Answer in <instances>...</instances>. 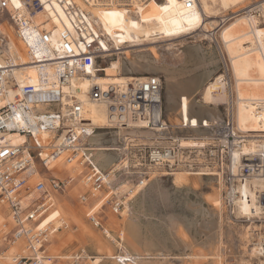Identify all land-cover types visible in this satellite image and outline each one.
I'll list each match as a JSON object with an SVG mask.
<instances>
[{"label": "built area", "instance_id": "2783aa9c", "mask_svg": "<svg viewBox=\"0 0 264 264\" xmlns=\"http://www.w3.org/2000/svg\"><path fill=\"white\" fill-rule=\"evenodd\" d=\"M8 1L0 0V11H5L14 35L25 44L26 56H30L26 65L37 70L35 83L18 85L13 70L25 64H17L9 57L7 38L0 34V56L3 57L0 61V201L6 205L13 223L7 232L11 241L22 240L25 249H19L20 255L18 252L13 254L10 264H53L46 248L54 231L38 230L36 225L53 205L52 194L65 191L72 178L40 177L37 166L48 170L46 160L60 154L64 155L65 163L80 165L89 180L88 192L77 196L81 203L87 202L88 193L95 196L106 188V179L108 181L110 177H114L112 189L117 180L128 176L131 177L128 180L131 188L145 184L152 175L172 176L180 171L190 176L211 178L220 191V206L226 218L236 226H245L249 246L257 248L264 257V187L259 183L264 180V131L249 132L237 126L234 91L226 89L227 99L222 104L223 123L198 118L190 128L183 119L181 123L178 118L175 122L165 116L163 83L157 74L110 84L100 91L97 85L89 86L90 98L102 100L106 105L107 124L101 128L127 131L136 127L153 134L149 138L128 141L122 134L117 143L119 166L113 171L111 168L96 170L93 163L95 149L89 142L99 128L86 120L83 103L69 86L74 78L100 75V66L106 64V59L116 56L117 49L113 48L108 36L98 31L95 22L87 19L88 12L75 2L57 0L73 17L74 33L62 34L60 40H52V32L39 30L31 18L42 8L40 0H21V6L10 8ZM81 1L93 6L122 4L127 7L132 2ZM254 13L261 20L259 12ZM221 55L219 53L221 73L230 83V72ZM44 69L51 71L53 81L43 79ZM10 87L18 88L19 97L15 101L3 98ZM259 105L254 104L256 115L263 107ZM43 133L47 134L46 144L40 142ZM16 137L22 139L17 141ZM187 140L195 144H185ZM251 142L254 144L250 145ZM45 150L48 155L44 160L42 153ZM122 159H125L124 163ZM32 173L40 179L31 180ZM123 199L113 192L104 200V205L120 215ZM243 205L248 209L242 212ZM87 219L105 234L100 214L92 213ZM120 256L116 258L120 264L133 262L129 254ZM69 264H86L82 252L75 254Z\"/></svg>", "mask_w": 264, "mask_h": 264}, {"label": "bare ground", "instance_id": "6f19581e", "mask_svg": "<svg viewBox=\"0 0 264 264\" xmlns=\"http://www.w3.org/2000/svg\"><path fill=\"white\" fill-rule=\"evenodd\" d=\"M245 1L246 0H191L192 5L197 7L201 11V13L206 17L213 14L212 13L213 6H215V5H218L219 9H222V11L231 10V13H232V14H230L231 16L229 15L227 17L225 16V14L220 15L218 17L219 21L213 19L212 21H206L201 26L202 36H204V38L208 39L211 42H215L216 44H218V42L215 38V31L217 30V29L215 30V28L218 25L221 26L218 29H219V39L223 45V49L221 48V46H220V48L222 50L219 49L218 45H217V47L220 50L219 53H221L222 54L221 56H223L225 59L223 61H226L227 67H228L229 72H230L231 82L229 83L228 81H226L224 74H222L221 72L218 73L213 79H211L210 81H208L205 84V86L202 89L200 99H201L202 103L208 107L210 104H214L216 99L219 100L223 97V99L226 101V99H227V90L226 89L228 88V89L233 90L235 93V96H236L235 97V112L234 113H235L237 126L241 130H245V131H249V132H263L264 131V25L260 26V24H262V23L264 24V0H260V1H257L255 3H251L249 5L244 4ZM40 2L42 4V8L40 10H38L31 17L33 24L35 26H37V28L39 26V28H38L39 30H41V28H42V29H45L47 31H51L52 32V36H51L52 40H57V39L60 40L62 34H66V33L73 34L74 33V28H73L74 25L72 22V21H74V19L72 16H70L66 13L63 5L58 3L57 0H40ZM69 2L70 3L75 2L80 9L87 11L89 14V17L87 19L93 20L96 24L95 26L97 27L98 31L101 32L102 34L108 36L109 40L111 41L113 48L117 49L116 56L120 55V54L123 56V57L118 56L117 63H115L117 66V73L116 74H113V75L100 74V75H94L93 76L94 73H92L93 77H80V78L72 79L70 86H69V89L72 92H75L77 94L78 98L82 101L84 111H85L84 116H85L86 120H90L93 126L101 128L102 126L107 124L106 123L107 122L106 105L104 102H102V100L90 98L89 94L87 93L89 86L97 85V88L100 91V90H105L107 88V86L110 84H116V83L121 84L125 81L132 80L135 77H140V78L145 77L146 74L145 75L140 74V73L136 74V72H140V71L145 70V69L147 70V69H150L151 67H156V65L153 64L155 61L153 62L151 60V57L153 56V57L157 58L158 53L154 49H151L147 53H144V54L142 53V54L130 55L131 51L132 50H134V51L139 50V48L143 46V43H144L143 41H145V42L150 41V43H154L156 40L154 35L161 32L162 30L167 29V30L173 31L175 33H178L179 31L185 30V29L181 28L182 27L181 25L184 24L185 21L169 22L166 24L163 23L162 18L167 19L170 17V13H171L170 5L172 2L171 0H147L144 2L143 1L141 2L139 0H132L131 6H129V7L124 6L122 4L120 6H118L117 4H111L109 6H98V5L93 6L92 3H90L88 5V4H85L84 2H82L81 0H69ZM154 3H159V5L161 6L160 7L161 8V10H160L161 16L160 17H157L156 13L153 10ZM21 4H22L21 0H10L7 2L8 8H10L12 6L19 7V6H21ZM254 4H257V5L253 6ZM256 11L259 12V17L261 18V20H259L257 15H255L254 12H256ZM219 14H221V13H219ZM212 16H215V15H212ZM208 18H210V17H208ZM0 34L3 35L5 38H7V45L9 47V51H10L8 53L9 57L14 58L16 60L17 64H25L24 66H20V67L13 70V76H14L16 82H18V85L35 83L36 82V76H37V70L31 65H26V64H29L30 56H28L29 58L26 56V48L24 46L25 44L22 43L21 40H19L14 35L12 25L10 24V25L5 26L3 23H0ZM139 36H142V37L145 36L146 39H142V38L138 39ZM121 39L124 40L123 45L120 44ZM170 43L171 42H167V44H170ZM31 47H33V46H31ZM2 58L3 57L0 56L1 62H2ZM124 61L128 62V65H129L130 69L133 70L132 71L133 73H122L121 72V69H122L121 66L123 65L122 63ZM90 71L92 72V67H90ZM41 75L44 76L43 79L45 81H53L54 80L53 74L51 73V71L49 69H44L42 71ZM169 79H171V78H169ZM169 79H168V81H166V84H167L166 87H167V90L169 93L167 95H169L170 96L169 99H171V98H173V95L176 93V91H179L178 90L179 88H177V86L174 85V83H178V82L175 81L174 83H172V80H169ZM173 81H174V79H173ZM182 92H180V93H182ZM187 93H188V91H187ZM220 95H222V97L218 99V97H220ZM18 97H19V91H18L17 87L16 88H14V87L8 88L6 90V93H4V95H3V98H7L8 101H15L18 99ZM187 103H189V102H187ZM220 103L222 104L224 102H220ZM255 103L260 104L259 106H261V105L263 106L261 113H259L258 115H256L254 112V108H255L254 104ZM176 106H178V105H176ZM182 110L185 112V114H187L186 113L187 109H186L185 105L182 106L179 113H182L183 112ZM189 111H190V109H189ZM205 111H207V112L209 111L208 113H209L210 119L212 121L217 122L218 120L221 119L219 117V115L216 113V108L210 107L208 110H205ZM175 113H177V112H175ZM208 113H206V114H208ZM194 124H196V123L194 122ZM122 134L127 136L124 139L125 141H128L129 139H132V138H139V139H142L144 137L149 138V136L153 135L148 131L139 130L136 127H132L130 129H128L127 131H125L124 129L123 130H120V129L114 130L113 136L114 135L117 136V139H118V137L120 138V136ZM46 135H47L46 133H43V135H41V137H40V139H41L40 142L43 144H46V141H47ZM155 135H158V134H155ZM21 139H22V137L17 138V141L21 140ZM184 143L190 144V145L195 144V142H193L192 140L184 141ZM249 144L251 145L254 143L251 142ZM94 147L97 150L96 160H102L103 162L107 161L106 165L112 163V160L109 159L110 156L107 154V152L118 150L117 144L116 145L115 144L114 145L113 144H95ZM47 155H48V151L45 150V152L42 153V158L45 160ZM63 158H64V155L60 154L59 156H57L56 158H54L52 160H46V164L48 166L47 167L48 171H50V172L58 171V170H55V167H52V165L60 162L63 164V165L61 164L62 166L60 167L61 171L69 172L68 174H70V176H73L72 178L74 179V177L76 175L74 174L75 168H74L73 164H75V163H65L63 161ZM122 161L124 163L125 159H122ZM66 165H68V166H66ZM75 165H76V168L80 166L77 164H75ZM118 166H119V163L115 162V163H112L109 168H111V170L113 171V169L117 168ZM57 168H59V167L57 166ZM77 171L78 172L76 174H79L80 172L83 171V169L81 168V169H78ZM172 176H173V184L175 185V187H181V186L189 185L188 184L189 183V177H188L187 173L180 171V172L174 173ZM40 177H41V175H40ZM38 178L39 177L35 173L31 174V180L36 181V180H38ZM58 178L62 179L63 177H58ZM112 180H114V177L108 178V181L106 179L107 187L104 188L99 193L95 194L94 197H92V196L90 197V195H91L90 193L87 194V196H89V197H88L87 202H85V204H91L92 203L94 205V208L90 211L88 216L92 213L99 215L101 212H104L106 210V207L104 209V206H105L104 200L106 198H108L111 193L115 192V194L117 196H123L124 197L123 209L121 210L120 215H117L118 217H120L123 214L124 208H127L128 199L133 197L132 196L133 194L137 193L139 190H141V188L144 185H146V183L145 184L141 183V184L137 185V187L134 190L129 192L130 189L128 191H127V189L124 190L128 186L126 184L127 186L124 187V189H123L124 191L123 190L119 191V188L121 187V185H123L122 182L124 179L117 180L115 182V188L114 189H112V184H111ZM259 183L262 187H264V180L259 181ZM186 187H188V186H186ZM214 188L216 189L217 194L215 193L214 190L210 193H205V195H203V200L207 205H209V207H211V212L213 211L214 214L217 215V217H218L217 227L219 228L218 231L220 233L219 234L220 236H219V239L217 238L218 235L212 236L213 235L212 233H214V231H212L211 235H208L209 237L207 236L209 239L205 238L204 243H206L205 245H207V247L209 248L208 249L209 252L207 254H203V258L209 259V261L211 260L210 264H225L224 262L227 259L225 256L227 253L223 254V255H225L224 257H221V256H219L221 253L218 254L217 252H215V250L218 249L217 251H221L222 245L225 246V248L227 247V249H228L229 246H233V245L235 246V244H236L237 248L239 249L238 254L240 255L238 258V260H239L238 264H264V257L261 256V252L257 248L249 246L248 230L245 228V226L240 225V226H242V231L237 232L234 228H230L228 226V224H226L228 222H226L223 218V216H226V215H223L224 213H223V210L220 206V191L217 187L214 186ZM127 192H129L130 194L128 195L129 197L126 199L125 195L127 194ZM99 197H102V199H99ZM52 203H53V201H52ZM0 206H2V201H0ZM54 206H56V205H50L49 210H48V214H47L48 217L53 219V221L51 223L49 221L48 224L49 223L50 224L49 225L47 224L48 227L46 226V228L52 229L54 231L53 234H55V232H57V230L60 227L67 228V224H65L63 218L60 216L59 209L53 208ZM3 207H5V209L7 211L6 205H3ZM247 209L248 208L245 205H243L241 207L242 212L247 210ZM107 210H108V208H107ZM7 214H8V211H7ZM112 214H114V213H112ZM113 217H115V216H113ZM8 219H9L10 223L13 225L12 221L10 220L9 215H8ZM115 219H113V220L116 221L115 225H116V228H118V230H119L117 233V236H118L117 237V239H118L117 243H118V246L120 249V254L115 255V257H114L115 259H113L114 261L113 262L110 261L108 263L106 260H104L108 256L107 257L102 256L103 253H101L100 251H96L97 255H95V256L90 257L87 255L89 258V262L91 264H101V263L102 264H120L117 262L116 258L117 257L120 258L121 254H124V255L129 254L132 257L133 262L132 263L124 262L123 264H138V263L149 264L148 261L145 260L144 255H141V253L135 254L134 252H130V249L129 248L127 249V247H125L126 243L124 240V236H126L130 232V230L128 233L126 230V233H127L126 234L124 231L125 229H122V225L120 224L121 221H118L119 219L117 217H115ZM6 221L7 220L4 218L2 213H0V232L2 229L5 228V226H6L5 222ZM40 222H39V224L36 225V229H38V230L43 228V224L41 225ZM173 224H174V222H173ZM128 225H129V229H130V226H132V227L135 226L133 224L132 220L130 222H128ZM214 226H216V225H214ZM126 227H127V224H126ZM172 227H174V225ZM134 228H132L131 230H133ZM214 228H216V227H214ZM126 229H128V228H126ZM84 230H86V229L84 228ZM171 230L173 231L174 229H171ZM133 231H135V230H133ZM89 233H90V230H89ZM60 234H62V233H60ZM92 234H94V233L92 232ZM109 234L110 233H108L107 236ZM134 234H135V232H134ZM59 235H55L57 239L59 238ZM77 235L79 236V233ZM85 235H86V233H85ZM87 235H86V237H87ZM128 235H130V234H128ZM223 235H224V237H223ZM80 236H81V234H80ZM82 236L84 237V232H83ZM225 236L227 237L226 239H225ZM83 237H81V238H83ZM111 238H113V237H111ZM130 238H131V236H130ZM75 239H76V237H75ZM77 239H79V238H77ZM89 239L92 240V244H94V239H92V237H90ZM97 239L95 241H97ZM86 240H88V238ZM113 240H115V239L113 238ZM134 240H135V238H134ZM16 241L17 240L12 241L11 244H15ZM222 241H225V243L224 242L222 243ZM70 243H71V241L69 242V244ZM73 243H74V241H73ZM134 243H135V241H134ZM188 243H189V241H188ZM96 244H98V243H96ZM96 244H94V245H96ZM216 244L219 246H217ZM57 248H59V247H57ZM92 248H93V246H92ZM147 248L148 247H145V250H147ZM95 249H98V248H95ZM137 249L138 248H136V250ZM199 250H200V248H198V251ZM203 250H204V248H203ZM15 251H16V246H14V245H11L10 249H8L9 253L15 252ZM137 251H139V250H137ZM8 255L10 256V254H8ZM65 256L66 255H62V256L56 255V258L61 259V258H64ZM7 258H8V256H7ZM7 258H5V259H7ZM11 258L7 262V264L11 263ZM67 258H69V257H67ZM135 258H137V261H135ZM166 258L167 257L162 258V264H171L167 261ZM195 259H197V258H195ZM188 262H191V260L190 261L188 260ZM158 263L160 264L159 261H158ZM86 264H89V263H86Z\"/></svg>", "mask_w": 264, "mask_h": 264}, {"label": "rangeland", "instance_id": "374dc122", "mask_svg": "<svg viewBox=\"0 0 264 264\" xmlns=\"http://www.w3.org/2000/svg\"><path fill=\"white\" fill-rule=\"evenodd\" d=\"M171 1L172 2L170 5V10H171L170 17L167 19L162 18V21L164 24L169 23V22L185 21L184 24L181 25L182 26L181 28L185 30L179 31L178 33H175L167 29L162 30L161 32L154 35V37L156 38L154 43H150V41H146V42L143 41L144 42L143 46L140 47L139 50H135V51L132 50L130 55H134V54L136 55V54H142V53L144 54V53H147L151 49H154L158 53L157 58L153 56H152L153 58L151 57V60L153 62L154 61L156 62V63L155 62L153 63L154 65H156V67H151L150 69H147V70L145 69L140 72H136V74L140 73L143 75L145 74L159 75L162 78V83H163L162 96H163V110H164L165 116H167L171 120H174L175 122H177V120L179 119L181 120V123H182V119H183L185 123L187 122L186 124L190 126V128H193V126L195 125L194 122L196 123V120L198 118L201 119L205 117L206 118L210 117L208 113L209 111L208 112L205 111V110H208L210 107L216 108V113L221 118L222 113H223V105H222L223 103L222 104H219V103L225 102L222 95H220L218 99L222 97L221 99L219 100L216 99L214 104H210L207 107L205 104L202 103L200 99L201 92L205 84L222 71L217 45L219 49L221 48L223 49V45L219 39V29H218L221 26L218 25L215 28V30L217 29L215 31V38L218 44H216L215 42H211L208 39L204 38V36H202L201 26L206 21H212L213 19L219 21L218 17L220 15L225 14V16L227 17L232 13H231V10L222 11V9H219L218 5H215L213 6V11H212L213 13L212 15H215V16L210 15L206 17L201 13V11L197 7L192 5L191 0H171ZM257 1H260V0H246L245 1L246 3L244 2V4L249 5ZM160 7L161 6L159 5V3H154L153 5V10L156 13L157 17L161 16ZM6 20H7V17H6L5 11H0V23H3L5 26L9 25V24H6L7 23ZM262 25L264 24L263 23L260 24V26ZM139 38L146 39L145 36L144 37L139 36L138 39ZM167 42H171V43L167 44ZM123 43H124V40L121 39L120 44L123 45ZM118 56L123 57L120 54L117 56L114 55L110 59H106V64H103L102 66H100L101 71H102L101 74L113 75L117 73V66L115 63H117ZM122 64H123L121 66L122 73H133L132 72L133 70L130 69L127 61H124ZM168 79L172 80V83H174L175 81L178 82V83H174V85H176L177 88H179L178 89L179 91H176V93L173 95V98L171 99H169L170 96L167 95L169 94L167 87H166L167 86L166 81H168ZM180 92H182L183 94ZM184 105L187 109L186 113L188 115L185 114L183 110H182L183 111L182 113H179L180 109ZM189 112L190 113L192 112V113L190 114ZM190 119H191V123H189ZM113 134L114 132L110 134L109 133L106 134L107 142L103 144H113V145L115 144L116 145L120 140L117 139V136L114 135L115 136L114 137ZM110 152H116V151H110ZM59 163L52 165V167H55V170H60V172L63 174H66V173L68 174L69 172L67 171L65 172L61 171L60 167L63 164L62 163L59 164ZM57 166L59 168H57ZM73 166L75 168L74 174L77 175L76 174L78 172L77 170L81 169V167L79 166L77 167L78 168L77 169L75 164H73ZM39 172L44 173L46 175L51 174L50 171L45 170L43 168H41ZM61 173L60 175H62ZM159 176L161 175H152L149 178V180H147L146 185H144L141 188V190H139L137 193L133 194L132 195L133 197L128 199L127 201L128 209L124 208L123 214L120 217H118L116 214L115 215L112 214L110 212L109 206H106V205L104 206V209L106 207V210L103 213L102 212L100 213L101 217H103V214L105 215L102 221L103 226L105 228V234H103L100 229L95 230V228L92 227V225L87 219V216L90 213V211L94 208V205L81 203L77 200V196L79 193H85L89 189V182H88L89 180H87L88 178H86V176H84L83 173L78 175L76 179L72 181L71 185L63 192L66 197L64 198L65 202L64 200H61L57 206L53 207V208L59 209L60 216L63 218L65 224H67V228L62 227L64 230L60 228L58 232H55V234L51 235V240L53 242L52 245L54 246L52 248L51 246L48 247L47 248L48 252L55 257L56 255L62 256L63 254H60L61 251L57 252L56 248L59 247L57 249H62L65 246L69 245L70 241L71 243H73L74 241V243L77 242V244L75 246H69L67 247V249H70V248L72 249V247L73 249L81 247L85 249V252L88 255H93V256L97 255V252L95 254V250L100 251L101 253L106 251L107 254L115 257V255L120 254L118 252L120 249L117 243L118 241L117 233L119 230L118 228H116V225H115L116 221L113 220L115 219V217L119 219L118 221H121L120 224L122 225V229H125L124 230L125 233H126V230H127V233L129 232V230L126 229L128 228L129 225H127L126 227V224L129 220L132 219L135 226L133 227L130 226V229L135 227L133 229L135 231L130 230L131 233L129 232V234H131V238L133 237V240L135 238L134 240L135 243L137 245L139 244L138 246L141 247L142 249H145V247H148L149 249H152V248L153 249H160V248L167 249L168 254H165V255L169 258V260H172V263L174 264H181L182 263L181 261L185 256L182 254H176L177 249L180 248V243H181V238L179 236L185 235L186 238H188L190 236L192 237L193 235L197 237H199L200 235L202 236L201 242H203L202 240L207 235L209 234L211 235L212 231H214V233H212L213 234L212 236L218 235L217 238L219 239L220 233L218 231L219 228L217 227L218 217L217 215L214 214L213 211L211 212V207H209V205H207L203 200V195H205V193H210L214 190L215 193L217 194V191L214 188L215 183L213 182V180L211 178L199 179L200 180L199 187L196 188V190L194 191L190 189L189 186L182 187L179 189L175 188L171 184L170 179L163 178L162 183H161L162 184L161 190H163V192L161 195H158L156 193L157 191L155 189V185L153 184V181H154V178H157ZM122 179H124L122 182V184H124V187H126L127 185L128 186L125 189L124 187L121 188L120 191H122L123 189L124 190L130 189L132 184H130L128 180L131 179V177L129 176L126 178L123 177ZM136 187L137 185L136 186L134 185L133 188L129 190V192L134 190ZM129 192H127V194L125 195L126 199L129 197L128 196L130 194ZM130 200H132L131 203H130ZM54 204L55 203L53 201V205ZM3 212L4 211L1 208L0 213H2V215L4 216L5 214H3ZM46 217L47 219L48 218L49 219L48 220L46 219L45 221L43 220V222H42V219L40 220L41 221L40 224L41 225L43 224V228H46V226L48 227V225L53 221V219L48 217V215ZM223 218L226 222H228L226 224H228L230 228H234L237 232L242 231V226L234 225L226 218V216H223ZM49 221L50 223L48 224ZM110 222H113V223H110ZM5 224H6V227L8 228L9 225L7 224L9 223L6 221ZM111 224L113 225V227L111 226ZM173 225L174 227H172ZM84 228L86 230H84ZM75 229L77 230L75 231ZM171 229H174L173 230L174 232ZM62 230L63 232L68 231V233H74V235L67 234L68 236L63 238L64 234H60ZM89 230H90V233H89ZM83 232H84V237L82 236ZM92 232L94 234H92ZM75 233H79V236ZM85 233L86 235L88 234L87 237ZM108 233L110 234L107 236ZM55 235H59V238L57 239ZM90 237L94 239V244L98 243L96 244L97 246L92 244V240L89 239ZM111 237H113L115 240H113V238ZM85 238L86 239L88 238V240H86ZM95 238L96 239L98 238L99 240L97 239V241H95L96 240ZM226 238L227 237L225 236V239ZM127 239H128V234L124 236L125 243L128 242ZM134 241L129 244L127 243L125 245L127 249L128 248L130 249V252H134L136 248L138 247L134 243ZM223 242L225 243V241H222V243ZM20 244H21L20 239H17L15 244H11V245L16 246L15 252L16 253L18 252V254H20L19 248L22 249L20 247ZM90 244L93 246V248ZM201 245L203 246L204 244L201 243ZM221 247H222L221 251H217L218 250L217 249L215 250V252H217L218 254L221 253L219 255L221 257H224L225 255L223 254L227 253L225 256L227 259L225 260L224 263L225 264H229V263L238 264V261H239L238 258L240 255L238 254L239 249L237 248L236 244L235 246L234 245L229 246L228 249L227 247L225 248V246L223 245ZM95 248H98V249H95ZM106 253H103L102 256L107 257L108 255H105ZM203 254H206V251L204 253L201 252L194 257L188 256L190 257L188 258L189 261L191 260V262L189 263L191 264L192 262H194L192 264H208V263L210 264L211 260L209 261V259H204ZM141 255H144L145 260L149 261L148 260L149 257H147L145 254H142V253ZM110 256H108L106 259L108 258L110 259L111 258ZM114 257L113 259H115ZM113 261L114 260H112L111 262ZM135 261H137V258H135Z\"/></svg>", "mask_w": 264, "mask_h": 264}, {"label": "crops", "instance_id": "0c3cea01", "mask_svg": "<svg viewBox=\"0 0 264 264\" xmlns=\"http://www.w3.org/2000/svg\"><path fill=\"white\" fill-rule=\"evenodd\" d=\"M7 21V23L6 24H9L10 25V22L8 21V20H6ZM219 104H221V103H219ZM214 108V107H213ZM222 117V116H221ZM206 118V117H205ZM208 119H210V117H208ZM112 131V132H111ZM114 132V130L113 129H107V128H99V129H97L96 130V132L94 133V135L90 138V145L95 149V147H94V145L95 144H103V143H105V142H107L106 141V134H110V133H113ZM120 138H121V136H120ZM120 138L118 137V139L120 140ZM94 144V145H93ZM96 154H97V150L95 149L94 151H93V162H94V166L96 167L95 169L97 170V169H100L101 171H106L109 167H110V165L112 164V163H115V162H117L118 160H119V158H120V155H119V152L118 151H116V152H110V151H108L107 152V154L110 156L109 157V159L110 160H112V163H110V164H108V165H106V163H107V161H102V160H96ZM115 161V162H114ZM66 166H68V165H66ZM98 167V168H97ZM41 169V167L40 166H37V170L39 171ZM65 172V171H64ZM83 172V171H82ZM82 172H80L79 174H77V175H80ZM60 170H58V171H56V172H51V174H48V175H46V174H44V173H40V175H42V176H45V177H49V176H56V177H66V176H68V177H70V178H72L73 176H70V174H63V173H61L62 175H60ZM77 175L74 177V179H76V177H77ZM155 177V176H154ZM188 177H189V185H186V186H189L190 187V189H192V190H196V188H198L199 187V183H200V180L199 179H202V178H207V177H201V176H196V175H188ZM199 177V178H198ZM163 178H168V179H170V182H171V184L173 185V187H175V185L173 184V176H168V175H161V176H159V177H157V178H154V181H153V184L155 185V189H156V193L158 194V195H161L162 194V192H163V190H161V186H162V179ZM73 178H72V180L70 181V182H72L73 180H74ZM149 180V179H148ZM136 186V185H135ZM186 186H181V187H175V188H182V187H186ZM124 187V184L123 185H121V187L119 188V191L121 190V188H123ZM129 190V189H128ZM127 190V191H128ZM64 192V191H63ZM63 192H56V193H53L52 194V199H53V201H54V205H58L59 203H60V201L61 200H64V202H65V199L64 198H66L65 197V195H64V193ZM94 197V196H93ZM99 199H102V197H99ZM66 201H68V200H66ZM131 201L132 200H130V203H131ZM90 205H93L92 203L90 204ZM61 206V205H60ZM107 206V205H106ZM3 209V214H5L4 215V218L7 220V222L9 223V224H7V225H9L8 226V228L5 226V228L4 229H2L1 230V232H0V264H6V262H8L9 260H10V256H12L13 254H15L16 252H10V253H8V249H10V245H11V242L13 241H11V235L10 234H8L7 232L9 231V228L10 227H12L13 225L10 223V221H9V219H8V214H7V211H6V209H5V207H3V206H0V209ZM5 209V210H4ZM48 213V212H47ZM47 213H46V216H47ZM103 213V212H102ZM45 216V217H46ZM105 215L103 214V217H104ZM43 218L42 219V221L44 220H46L47 219V217L46 218ZM103 217H101L102 218V221H103ZM132 220V219H131ZM130 220V221H131ZM130 221H128V222H130ZM128 222H127V225H128ZM133 222V221H132ZM110 223H112V222H110ZM134 224V223H133ZM111 226L113 227V225L111 224ZM110 226V227H111ZM93 227V226H92ZM60 228H62V227H60ZM60 228L58 229V230H60ZM94 228V227H93ZM63 229V228H62ZM58 230H57V232H58ZM64 230V229H63ZM63 230H62V234H64V237L63 238H65V237H67L68 235L67 234H69V235H74V233H68V231H65V233L63 232ZM77 229H75V231H76ZM95 230H96V228H95ZM128 230H131V229H129V226H128ZM74 232V231H73ZM79 232V231H78ZM5 233H7L6 235H5ZM3 234H4V237H3ZM75 234H78V233H75ZM129 234V233H128ZM210 235V234H209ZM130 236H131V234L130 235H128V239H127V243L129 244V243H131L132 241H133V238H130ZM208 236V235H207ZM205 237V238H208V237ZM3 237V238H2ZM180 238H181V245H180V248H178L177 249V252H176V254H182V255H185L184 256V260H186V261H184L183 259H182V263L181 264H188L189 262H188V258H190V257H188V256H191V257H194V256H196V255H198L199 253H201V252H205L206 251V254L209 252V248L207 247V245L205 246V244L206 243H204L205 242V238L203 239V244H204V246H202L201 245V237L202 236H200L199 235V237H197V236H195V235H193L192 237L190 236V237H188V238H186V236L184 235V236H179ZM209 239V238H208ZM188 241H189V243H188ZM191 241V242H190ZM52 240L50 239V241H49V243L47 244V248L48 247H50L51 246V248L53 247V245H52ZM126 243V244H127ZM77 244V242L76 243H70L69 245H67V246H65L64 248H62V249H56V251L57 252H60V254H63V255H66L64 258H61V259H58V258H56V257H54L53 255H51L49 252V254L51 255V257H52V263L53 264H69V263H71V259H72V257H74V255L75 254H78L79 252H82V257H84V262H86V263H89V258H88V256H90V257H92L93 255H88L86 252H85V249H83V248H75V249H73V247H72V249L70 248V249H67V247H69V246H75ZM196 245V246H195ZM198 245V246H197ZM22 246V247H21ZM87 246V245H86ZM20 247L22 248L21 250H23L24 249V246H23V244H22V240H21V244H20ZM104 247V246H103ZM202 247V248H201ZM46 248V249H47ZM138 249L137 250H139V251H137V250H135L134 251V253L136 254V253H142V254H145L146 256H148L149 258H148V263L150 264H157L158 263V261L160 262V264H162V258L163 257H167L165 254H168V250L167 249H164V248H160V249H149L148 248V250H145V249H142L141 247H137ZM141 248V249H140ZM198 248H200V250L198 251ZM203 248H204V250H203ZM206 248V249H205ZM25 250V249H24ZM95 250V249H94ZM48 251V250H47ZM84 251V252H83ZM20 252V254H22L21 253V251H19ZM119 253H120V250L118 251ZM198 252V253H197ZM103 253H106V251L105 252H103ZM150 253V254H149ZM164 253V254H163ZM8 254H10V256L8 255ZM19 254V255H20ZM95 254H96V250H95ZM188 254V255H187ZM196 254V255H195ZM68 255V256H67ZM88 255V256H87ZM105 255H108V256H110L109 254H105ZM7 256H8V258H7ZM87 256V257H86ZM10 257V258H9ZM67 257H69V258H67ZM110 257H112V258H110V259H105L108 263L110 262V261H112L113 260V257L114 256H110ZM5 258H7V260L5 261ZM167 259V261L169 262V263H171V264H174V263H172V260H169V258L167 257L166 258ZM3 262V263H2ZM184 262V263H183ZM192 263H194V262H192ZM90 264V263H89ZM102 264V263H101ZM159 264V263H158ZM190 264V263H189Z\"/></svg>", "mask_w": 264, "mask_h": 264}, {"label": "water", "instance_id": "95a60500", "mask_svg": "<svg viewBox=\"0 0 264 264\" xmlns=\"http://www.w3.org/2000/svg\"><path fill=\"white\" fill-rule=\"evenodd\" d=\"M213 122H215V121H213ZM215 123H223V120L222 119H220V120H218L217 122H215Z\"/></svg>", "mask_w": 264, "mask_h": 264}]
</instances>
